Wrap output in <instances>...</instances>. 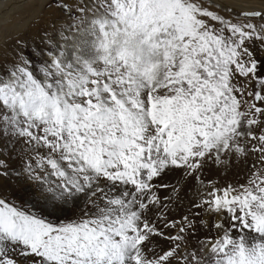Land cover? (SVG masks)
I'll return each mask as SVG.
<instances>
[{"label":"snow or ice","instance_id":"obj_1","mask_svg":"<svg viewBox=\"0 0 264 264\" xmlns=\"http://www.w3.org/2000/svg\"><path fill=\"white\" fill-rule=\"evenodd\" d=\"M222 7L40 5L0 61V189H20L0 196V264H264V10ZM44 8L64 16L40 47ZM250 154L246 184L209 182L179 220L159 194Z\"/></svg>","mask_w":264,"mask_h":264},{"label":"rangeland","instance_id":"obj_2","mask_svg":"<svg viewBox=\"0 0 264 264\" xmlns=\"http://www.w3.org/2000/svg\"><path fill=\"white\" fill-rule=\"evenodd\" d=\"M222 7L220 9L221 14L228 16L229 8H234L237 11H242L237 9V7H245L248 5H260L258 2L262 0H221ZM256 1V2H254ZM258 1V2H257ZM47 0H27L23 9L17 13H12L8 18V21L0 26V36H4L3 41L0 43V61H5L13 55V48L15 47V40L17 36L25 31V27L29 22V18L33 16L34 12L40 8V5L46 3ZM220 3V2H219ZM220 3V4H221ZM226 3V4H223ZM258 8V7H251ZM252 9V10H254ZM248 11V10H245ZM33 13V14H32ZM235 13H233V16ZM64 16V13L58 9H48L44 8L42 10V18L36 17L32 23L37 24L38 27H31L28 32V37L34 38L38 44L39 42V31L38 28H45L48 30V34L55 38V27L57 22L60 21ZM25 22V23H24ZM22 24V25H21ZM20 26L18 30L15 31L12 27ZM9 26V27H7ZM8 28V29H7ZM2 34V35H1ZM40 47H43V44H40ZM35 51V49H33ZM253 54L257 60H264V52H261L258 48L252 49ZM37 65L39 66V57L40 53L37 52ZM241 84L246 83L243 78H238ZM252 85H249V90H251ZM24 145H19L15 149L16 152H20L23 149ZM256 155L250 154L246 159H235L232 158L226 164H221L217 166H211L205 170L204 173V185H201L199 182L193 183L187 177L181 175V173L176 172L171 175H166L164 177V182L169 185L167 189H161L159 194L167 197H171V202L169 203V208L172 210L173 216L179 220L180 215L188 211L189 201L190 200H199L200 197L204 195L207 190H210V184H217L219 187H223L226 184H246L250 172L251 165L256 162ZM13 166H16L15 158L12 161ZM259 166V165H258ZM15 175V173H14ZM159 183V182H157ZM208 185V188L205 187ZM20 189L18 188V182L13 181H4L3 188L0 189V196H5L12 198L14 202L19 203V199L14 194H19ZM167 202V201H166ZM207 233L201 231L200 238L202 239ZM196 239H192V243L189 245L188 250L192 251L195 249ZM167 247V244H165Z\"/></svg>","mask_w":264,"mask_h":264},{"label":"bare ground","instance_id":"obj_3","mask_svg":"<svg viewBox=\"0 0 264 264\" xmlns=\"http://www.w3.org/2000/svg\"><path fill=\"white\" fill-rule=\"evenodd\" d=\"M26 2H27V0H0V26L8 21V18L11 16L12 13L19 12L21 9H19L18 6L19 5H25ZM219 2L221 3L222 1L219 0ZM254 2H256V1H254ZM258 3H260V5H248L245 7L239 6V7H237V9H240L242 11H245V10L252 11V9H254V8H251V7H258L254 10H264V0H262V2H258ZM223 4H226V3H223ZM7 27H9V26H7ZM19 27L20 26L14 25V27H12V29L15 31L16 29L18 30ZM3 39H4V36H2V37L0 36V43L3 41Z\"/></svg>","mask_w":264,"mask_h":264}]
</instances>
